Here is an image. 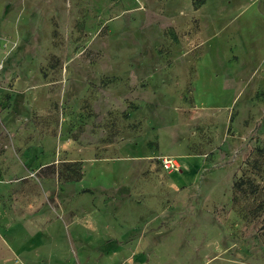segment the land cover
I'll list each match as a JSON object with an SVG mask.
<instances>
[{"label":"rangeland","instance_id":"1","mask_svg":"<svg viewBox=\"0 0 264 264\" xmlns=\"http://www.w3.org/2000/svg\"><path fill=\"white\" fill-rule=\"evenodd\" d=\"M53 231L64 264H264V0H0V264Z\"/></svg>","mask_w":264,"mask_h":264},{"label":"crops","instance_id":"2","mask_svg":"<svg viewBox=\"0 0 264 264\" xmlns=\"http://www.w3.org/2000/svg\"><path fill=\"white\" fill-rule=\"evenodd\" d=\"M74 225L75 222H73V220L70 222H63L62 223V226L63 227H67V225ZM54 233L53 237L52 235L49 236V238H47L46 240L44 241H39L38 243H36L33 247L31 246L30 248L26 249V243L23 245V246H20V247H17L13 253L14 255L16 256H22V255H25V253H27L28 251H31V250H38L39 252H41L42 248L44 246L47 247V249H49V253H48V259L46 260H43V259H37V261L35 260L32 264H64V259L59 257L57 258V256H59V253H60V250L62 248V244H63V241L62 239L60 240L58 238L57 233H55L54 231L52 232ZM105 233H100V236H103L101 237V239L105 240L106 242H112L111 244H117L119 243V245L122 244L123 242V237L122 238H119L117 236H113L111 237L110 235H108L107 237L104 236ZM91 232H82L80 229H77L74 231V237H72L70 234L65 238L66 240H69V242H75L76 244H80V245H89L90 244V237H91ZM76 256V254H75ZM53 257H55V259H53ZM78 259H81L82 260V264H89V261H90V258L88 256H84V257H80V256H77ZM107 259V258H106ZM126 260L124 259L122 264H125Z\"/></svg>","mask_w":264,"mask_h":264},{"label":"built area","instance_id":"3","mask_svg":"<svg viewBox=\"0 0 264 264\" xmlns=\"http://www.w3.org/2000/svg\"><path fill=\"white\" fill-rule=\"evenodd\" d=\"M161 163L168 168H178L174 159L170 157L161 158Z\"/></svg>","mask_w":264,"mask_h":264},{"label":"trees","instance_id":"4","mask_svg":"<svg viewBox=\"0 0 264 264\" xmlns=\"http://www.w3.org/2000/svg\"><path fill=\"white\" fill-rule=\"evenodd\" d=\"M194 7H196V4H195ZM76 173H77V174H76L77 177H75V178L69 177V178H66V179H70L71 181H72V180H80V177H81V172H80V170H77Z\"/></svg>","mask_w":264,"mask_h":264}]
</instances>
